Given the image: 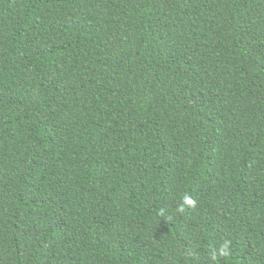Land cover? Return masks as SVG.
<instances>
[{"label":"trees","instance_id":"trees-1","mask_svg":"<svg viewBox=\"0 0 264 264\" xmlns=\"http://www.w3.org/2000/svg\"><path fill=\"white\" fill-rule=\"evenodd\" d=\"M0 264H264V0H0Z\"/></svg>","mask_w":264,"mask_h":264}]
</instances>
